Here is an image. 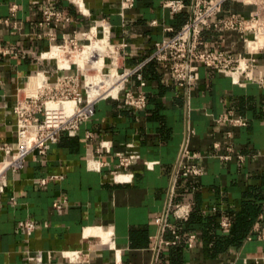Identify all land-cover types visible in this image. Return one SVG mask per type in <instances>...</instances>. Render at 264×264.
Returning <instances> with one entry per match:
<instances>
[{
    "label": "crops",
    "instance_id": "obj_1",
    "mask_svg": "<svg viewBox=\"0 0 264 264\" xmlns=\"http://www.w3.org/2000/svg\"><path fill=\"white\" fill-rule=\"evenodd\" d=\"M84 1L86 15L71 0H0V43L9 47L0 53V161L3 143L17 140L13 110L17 88L35 70L57 71L54 59L38 57L54 42L47 32H54L60 42L64 34L86 30L94 18L105 17L111 23V40L126 43L125 64L132 65L149 55L156 41L182 26L193 2L185 0L184 9L173 13L164 0H133L132 5L125 0ZM257 2L225 0L219 15L235 12L249 17L259 8ZM12 3L17 4L16 14L5 21ZM50 5L64 9L71 20L41 26L43 9ZM253 36L249 30L214 24L201 33L204 47L235 55L248 52L256 68H264V46H256L264 44V34H259L258 42H250L257 48L248 51L246 39ZM196 71V84L187 89L173 81L169 63L153 61L143 70L146 84L140 88L148 94L144 109L123 107L122 98H103L78 130L61 132L46 154L33 151L23 168L9 170L0 191V264H264V86L257 80L235 82L202 64ZM138 84L133 77L128 87ZM229 108L247 123L217 121ZM88 130L93 132L91 139L86 137ZM101 141L111 146L109 151ZM185 145L199 154L194 161L203 173L180 175L170 199ZM117 151L137 157L127 169L118 168L125 176L114 180ZM226 154L230 156L225 158ZM52 174L60 176L40 182ZM255 192L262 193L252 224L242 238L226 241L235 235L234 216ZM170 200L194 201V210L215 215L218 225L203 230L199 221L186 227L188 219L171 217L179 231L186 227L197 232V238L192 247L185 240L161 243L157 252L160 227L155 216ZM27 218L36 223L31 233L23 225ZM223 218L229 220L226 227L221 225ZM107 231L112 232L118 255L102 240ZM172 236L170 230L162 235ZM213 245L224 249L211 254ZM69 250L88 253L89 261H70L62 254ZM37 251L42 260L30 257Z\"/></svg>",
    "mask_w": 264,
    "mask_h": 264
},
{
    "label": "built area",
    "instance_id": "obj_2",
    "mask_svg": "<svg viewBox=\"0 0 264 264\" xmlns=\"http://www.w3.org/2000/svg\"><path fill=\"white\" fill-rule=\"evenodd\" d=\"M71 1L83 14L88 13L84 0ZM224 1L193 0L191 14L182 26L172 35L156 41L152 52L132 65L125 64L126 43L111 40V23L105 17L94 18L92 25L86 30L64 34L60 42L55 41L57 35L54 32H47L48 37L54 42H51L46 50L41 51L38 57L54 59L57 71L63 72L50 73L43 69L35 70L26 75L24 83L17 88L13 104L16 114L17 140L15 143L4 142L1 147L4 156L0 161V191L5 188L9 170L17 171L23 168L27 156L33 151L46 154L51 144L59 139L61 132L78 130L83 121H87L95 114L99 100L107 97L122 98L123 107L144 109L148 104V94L140 87L146 84L143 70L151 61L169 63L173 81L187 89L196 84V69L201 64L230 75L235 82L257 80L264 86V68H256L255 58L247 55L248 52L235 55L224 49L203 46L202 30L212 24L220 29L236 28L241 31H252L254 36L246 39L248 51H253L250 49V42H256L259 34L264 33V0L257 2L259 8L249 17H243L235 12L220 16L219 12ZM124 3L132 5L133 0H125ZM163 5L176 13L184 9L186 2L185 0H164ZM16 10L17 4L12 3L10 16L4 20L10 21V17L15 16ZM70 20V15L64 9L50 5L43 9L40 25H65ZM93 39L101 44V48L85 59L87 66L81 65L76 58L88 43H92ZM85 40L89 42L85 43ZM259 46L263 47L264 44ZM7 51L9 47L0 43V53ZM101 55L103 64L98 67L96 63ZM133 77L139 81L137 88L128 87ZM68 100L73 101L72 105L66 103ZM217 121H226L233 125L247 123V119L237 115L232 108L217 117ZM86 137L91 139L93 132L86 131ZM100 146L108 151L111 147L105 141H101ZM182 154L184 159L175 170L170 199L176 191L180 175L189 177L203 173L202 167L194 161L199 157L197 152L185 145ZM116 155L117 168L112 170L114 180L123 179L125 175L121 174L118 168L127 169L137 157V154L133 152L117 151ZM229 156L230 154L224 155L225 158ZM239 156L243 157V155ZM93 167L100 168V165H93ZM59 176L45 175L39 180L41 183H46ZM193 205L194 201L173 202L170 200L165 211L156 214L155 221L160 227V236L156 237L157 244L154 246L157 252L161 243L170 245L183 240L182 234L177 225L171 221V217L179 220L188 219ZM23 225L29 233L36 228V223L31 218L25 219ZM221 225L228 226L229 220L223 218ZM166 230L172 232L171 238L162 237ZM106 236L102 240L115 249L118 255L112 232L107 231ZM196 238L197 232L189 231L184 240L189 247H192ZM62 254L70 261H89V254L82 250L63 251ZM30 257L42 260V253L37 251Z\"/></svg>",
    "mask_w": 264,
    "mask_h": 264
},
{
    "label": "trees",
    "instance_id": "obj_3",
    "mask_svg": "<svg viewBox=\"0 0 264 264\" xmlns=\"http://www.w3.org/2000/svg\"><path fill=\"white\" fill-rule=\"evenodd\" d=\"M153 61L149 62L148 64H152ZM147 64V65H148ZM261 193L262 192H255L254 197L252 199L246 200L244 203L243 210L241 212H237V214L234 216V227L235 228V235L232 237H225L226 241H230L234 238L240 239L243 237L245 234L246 230L250 227L252 224V221L257 215V212L259 210V205L257 202V198H261ZM255 198V199H254ZM198 208H195L194 210V205L192 207L190 216L188 220L186 221V227H189V224L194 221H199L203 226L201 227L203 230L205 228L214 229L217 225L218 222L216 221V216L215 215H204V213H201V211L197 210ZM185 229H181L180 233L183 236V240L187 236L188 231ZM215 234V233H214ZM220 238L219 236L216 237V239ZM224 249V247L221 246H211L210 251L211 254H215L216 252Z\"/></svg>",
    "mask_w": 264,
    "mask_h": 264
},
{
    "label": "bare ground",
    "instance_id": "obj_4",
    "mask_svg": "<svg viewBox=\"0 0 264 264\" xmlns=\"http://www.w3.org/2000/svg\"><path fill=\"white\" fill-rule=\"evenodd\" d=\"M249 1V0H248ZM264 34V33H263ZM263 36V35H262ZM258 38H261V37H259L258 36ZM263 39V38H262ZM261 40V39H260ZM263 41V40H262ZM252 43H253V41H251ZM255 42V41H254ZM258 42V41H257ZM256 43V42H255ZM259 43H260V41H259ZM263 43V42H262ZM261 44V43H260ZM260 44H256V46H258V45H260ZM254 46H255V44H254ZM254 46H253V44H251L250 45V47L251 48H254ZM255 46V47H256ZM101 48V44L97 41V40H95V39H93V41H92V43H88L85 47H84V50L83 51H81L80 52V54H78V56H77V58H76V60L77 61H79L80 62V64L81 65H85V66H87V63L85 62V59L91 54V53H93V52H95L96 50H98V49H100ZM250 48V49H251ZM257 48V47H256ZM255 49V48H254ZM253 49V50H254ZM252 50V49H251ZM103 55V54H102ZM102 55L100 56V58L98 59V61H97V66L98 67H100V66H102V64H103V58H102ZM68 105H72V103H73V101H67L66 102Z\"/></svg>",
    "mask_w": 264,
    "mask_h": 264
},
{
    "label": "rangeland",
    "instance_id": "obj_5",
    "mask_svg": "<svg viewBox=\"0 0 264 264\" xmlns=\"http://www.w3.org/2000/svg\"><path fill=\"white\" fill-rule=\"evenodd\" d=\"M84 42L87 43V42H89V41H88V40H85Z\"/></svg>",
    "mask_w": 264,
    "mask_h": 264
}]
</instances>
